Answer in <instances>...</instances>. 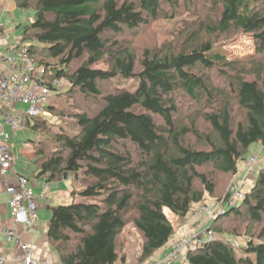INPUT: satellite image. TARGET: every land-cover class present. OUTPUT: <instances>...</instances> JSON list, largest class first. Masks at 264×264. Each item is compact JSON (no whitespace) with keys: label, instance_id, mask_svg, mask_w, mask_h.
<instances>
[{"label":"trees","instance_id":"16d2710c","mask_svg":"<svg viewBox=\"0 0 264 264\" xmlns=\"http://www.w3.org/2000/svg\"><path fill=\"white\" fill-rule=\"evenodd\" d=\"M11 1L36 11L21 47L27 46L44 71V83L61 96L55 84L67 82V94L96 103L69 114L78 131L61 126L32 142L37 178L52 183L68 174L79 184L71 191L72 204L52 208L48 239L60 264H129L119 250L129 222L144 237L142 263H150L175 236L166 211L186 221L205 193L214 198L212 175L201 170L210 168L234 182L250 149L264 146V0ZM167 6L186 8L193 16L189 28L183 25L176 33L186 46L146 50L138 61L121 35L168 18ZM232 31L253 35L255 57L231 61L203 40ZM100 63L111 69L93 68ZM127 81L137 89L121 88ZM100 83L117 86L103 94ZM235 107L245 112V121H236ZM45 111L58 112L52 105ZM32 120L27 126L45 133L47 121ZM198 183L204 193L197 191ZM229 197L230 191L216 201L223 205ZM235 218L256 233L261 227V233L247 242L235 231L227 234L222 225ZM263 226L264 168L241 204L213 222L223 238L184 258L187 264H264Z\"/></svg>","mask_w":264,"mask_h":264},{"label":"rangeland","instance_id":"374dc122","mask_svg":"<svg viewBox=\"0 0 264 264\" xmlns=\"http://www.w3.org/2000/svg\"><path fill=\"white\" fill-rule=\"evenodd\" d=\"M11 3L12 4L8 6V9L7 6H4L6 7L5 16L6 19H8V23L6 24L7 25L6 31H9L11 33V37H13L14 35L15 38L22 39L23 34L25 32V28L28 25H30L36 18V11L35 9L21 10L17 8L16 4L13 1H11ZM182 6H184L183 3L181 4V7ZM195 7L200 13H203L205 11V8L198 6L197 3ZM184 9L186 8L168 9L167 6L165 10L169 15L168 18L166 19L161 18L156 21L150 20L148 24L140 28V30L137 33L124 31V33L120 37L121 42H130L129 49L136 56L138 61L143 58L144 52L146 50H150L151 52H154L157 48H160L162 49V52H167L168 47L171 44H172L171 46H173L175 49L178 50L181 49L183 46L185 47L186 44L184 43V40L180 41L177 38L176 33H178L179 30H182L183 25L185 28L186 27L189 28V21L191 20V18H193V16L189 13H186ZM175 10H179V13L176 12ZM210 16L214 18L217 16V14L215 15L211 13ZM194 31L195 30L192 29V32ZM203 40L204 41L208 40L212 42L213 48L222 50L223 54L227 57V59L231 61L232 60L244 61L256 56V46H255L254 37L253 35L250 34L242 33L239 31L238 32L232 31L228 34H218L212 37L203 35ZM78 66H76L75 68H78ZM93 68L99 70H109L111 69V65H108V63H100L98 65H95ZM115 84L117 83H114V85L112 83H100L99 86L103 94H108L114 88H116L117 85ZM55 86L59 90V93H61L62 95L59 96L56 91H52L49 97L47 98L46 103L47 105H52V107L56 108L58 112L56 114H51L49 117H45L44 115H41L39 117L47 121L46 131L44 130L46 134L43 133V131H36L31 127L25 126L17 132L16 136L13 135L11 139L10 146L11 148H13V152L15 156L18 158L17 172L19 174L25 173L32 178L33 174L36 171L37 168L36 163L35 162L31 163L25 154L26 149L32 147V142L37 143V141L39 142L40 138H41L40 140L43 139L45 140L48 137V135L51 136L57 133L59 131L58 129H60L61 126L69 125L71 129H73V131H78L74 121L69 117V114L72 111H74L73 110L74 108H78L81 111H87L88 108L91 109L96 108V103L91 98L83 99L79 93L73 95H71L70 93L67 94L68 90L70 89L69 83L56 82ZM137 87L138 86L133 81H127L121 86V88H125L132 91H135ZM181 102H183V100H181ZM20 108L27 109L26 107L23 106H20ZM60 112L64 114L66 113L68 115H65V117H63L62 115H60ZM235 118L236 121L238 122L245 121V112L235 107ZM31 122L33 124L34 121L31 120ZM199 125L201 127L203 126L201 122ZM203 128H205V126ZM212 136L214 137V139H216L217 137L216 135H212ZM33 147L36 148L35 145ZM251 156H258L259 160L257 161L256 166L254 168V173L253 176L251 177V182L245 185V187L242 189V192L244 194L250 192L251 188L253 187L256 175L259 173L261 169L264 168V146L259 144L254 145L247 154V159L249 160ZM246 164H247L246 161L240 162L239 165L240 176H238V178L244 176L246 172ZM201 171L208 174L210 177L212 175V178L216 185V193L214 196H212L214 198L211 197L212 199H210V196L207 195V193H205L206 197L204 196L205 198L202 201V203L194 206L191 214L189 215V218L186 219V221L179 219L171 212L166 211L168 218L170 219L172 225L174 226L175 236L172 238L170 244L168 245V249L164 250L163 252H160V254L153 261H151L152 263L162 264L165 258L170 254V251L168 252V250L172 248L173 243L186 237L187 235H190L191 232H200L201 230L207 228H210L211 230L215 231V228L212 229V224L215 220H217L216 218L217 209L222 207V205L220 203H217L216 200L225 197L226 193L230 191L232 184L238 178L233 182V178H231V176L217 174L210 168L203 169ZM72 181H73L72 176L68 175L67 179H65L64 177L63 181H54L50 183L51 191L49 194L51 199L54 200V207H58L60 205H69L73 203V197L71 195V191L72 189L79 188V184L77 185L75 182V186H74V181H73V185H72ZM39 183L41 186H44L45 184L43 180H40ZM197 191L204 193V188L200 185V183L197 184ZM37 192L38 191H36V193ZM78 201L82 202V199L78 198ZM241 202L242 200H239L237 205L239 206ZM204 205H208L213 209L212 214L209 215L207 218H203L201 216L196 218L195 213ZM51 209L49 208V209H45V211H41L39 217L41 216V213H43L48 218L47 214L52 215ZM230 209L231 208L229 206H225L226 211ZM244 215L245 216L247 215L246 212H244ZM246 217L249 218L248 216ZM51 218L52 217L50 216V220ZM234 220L236 222H231V223L227 222L224 225H222L223 229L227 234L231 233V231H235L242 236L241 240L247 242L246 240L255 239V237L259 236L258 234L261 233V229H262L261 227L257 229L258 231L256 233V231L254 230L255 227H252L250 223L248 222L240 223L241 219H237V218L233 219V221ZM41 221L42 218L39 222ZM201 224H203V226ZM188 227L189 229H187ZM188 230H190L189 231L190 233L186 234V231ZM215 232L218 236V239L223 238L221 234H219L217 231ZM227 234H224V236L225 237L228 236ZM143 244H144L143 235L135 228L132 222H129L128 226L126 227L124 233L120 238V249H119L125 252L129 256V262H128L129 264H143L141 260ZM186 254H182V257L179 258L180 260L173 264H187L184 258Z\"/></svg>","mask_w":264,"mask_h":264},{"label":"built area","instance_id":"2783aa9c","mask_svg":"<svg viewBox=\"0 0 264 264\" xmlns=\"http://www.w3.org/2000/svg\"><path fill=\"white\" fill-rule=\"evenodd\" d=\"M0 61L17 69L7 73L0 71V104L7 102L15 108L19 106L27 108L22 109L18 114H3L0 105V182L6 186L11 196L10 210L15 226L31 228L38 221L39 211L47 206L45 203L48 202L51 185L46 179L41 193L37 194L29 186L28 177L16 176L13 173L14 156L10 149L12 135L7 132V128H10L14 134L22 127L27 126L28 120L38 118L41 115L49 117L50 114L45 111L46 101L53 90L44 83L42 79L44 71L38 68L27 46H23L8 55L0 56ZM258 160V156H251L247 161L244 176L232 184L230 198L221 208L217 209L216 218L226 213L225 206L236 207L238 201L244 199L245 194L242 189L251 182ZM14 179L15 184L12 183ZM212 212L213 209L210 206L204 205L195 213V216L196 218L200 216L207 218ZM5 233L8 241L18 244L21 251L16 256L15 261H10L0 250V264H41L35 259L32 249L22 243V236L16 229H11L8 226ZM217 239L216 232L210 228L200 232H191L190 235L175 243L174 249L170 251L162 264L176 263L182 254L203 248ZM148 264L155 263L150 262Z\"/></svg>","mask_w":264,"mask_h":264},{"label":"crops","instance_id":"0c3cea01","mask_svg":"<svg viewBox=\"0 0 264 264\" xmlns=\"http://www.w3.org/2000/svg\"><path fill=\"white\" fill-rule=\"evenodd\" d=\"M11 4H12L11 0H0V56L8 55L9 53L14 52L17 49L21 48L22 39L21 38L17 39L15 38L14 35H13L14 37L13 38L11 37V33L9 31H6V28H7L6 24L8 23V19H6V16H5L6 7L4 6H7V9H8V6ZM14 70H17L16 67L5 65L3 62L0 61V71L7 73V72H12ZM0 105H1L3 114H7V113L18 114L22 110L20 106L15 108V107H12L7 102H1ZM7 132L12 134L10 128H7ZM17 132L12 134V137L13 135L16 136ZM33 146L34 145L32 143V147L27 148L25 152L26 157L30 160L31 163L35 162V159H36L35 158L36 148ZM10 149L14 156L13 173L16 176L28 177L30 180L29 186L33 188L35 192L38 191L37 194H40L44 186H41L39 182L40 180H43L44 183H46V179L37 178L35 175L37 173H34L32 178L29 177L25 173L19 174L17 172L18 171V167H17L18 158L15 156L13 152V148H11V146H10ZM13 181L14 182L12 183L15 184L16 183L15 179ZM10 200H11V196L6 186L0 182V250L1 252L4 255H6L10 259V261H15L16 256L21 251L20 246L18 244H16L15 242L8 241L5 230H6V227L9 226L11 229L14 228L19 232V234H21L22 243L32 249L35 259L37 261H40L41 264H60L58 255L55 252L54 248L51 246V243L49 242V239H48V227L51 221L50 216L51 217L53 216V211H52V215L47 214L48 218L45 214L41 213V216L39 217L38 222L31 228L24 227V226H15L12 220V214L10 210ZM45 204L47 206L44 209L40 210L39 214L41 211H45V209L54 208V200L51 199L50 194H49L48 202H46ZM41 218H42V221L39 222ZM201 225L203 226V224ZM187 229H189V227ZM189 231L190 230L186 231V234L190 233ZM175 243H173L172 248L169 249L168 252L174 249Z\"/></svg>","mask_w":264,"mask_h":264},{"label":"water","instance_id":"95a60500","mask_svg":"<svg viewBox=\"0 0 264 264\" xmlns=\"http://www.w3.org/2000/svg\"><path fill=\"white\" fill-rule=\"evenodd\" d=\"M67 177H68V174H65V179H67Z\"/></svg>","mask_w":264,"mask_h":264},{"label":"clouds","instance_id":"9594fccd","mask_svg":"<svg viewBox=\"0 0 264 264\" xmlns=\"http://www.w3.org/2000/svg\"><path fill=\"white\" fill-rule=\"evenodd\" d=\"M247 162V161H246Z\"/></svg>","mask_w":264,"mask_h":264}]
</instances>
